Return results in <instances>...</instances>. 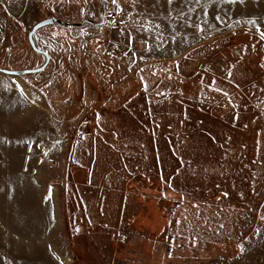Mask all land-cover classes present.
<instances>
[{"label":"rangeland","instance_id":"rangeland-1","mask_svg":"<svg viewBox=\"0 0 264 264\" xmlns=\"http://www.w3.org/2000/svg\"><path fill=\"white\" fill-rule=\"evenodd\" d=\"M51 16L0 72V264H264V0H0V67Z\"/></svg>","mask_w":264,"mask_h":264},{"label":"water","instance_id":"water-1","mask_svg":"<svg viewBox=\"0 0 264 264\" xmlns=\"http://www.w3.org/2000/svg\"><path fill=\"white\" fill-rule=\"evenodd\" d=\"M102 4H103V0H102ZM100 17H101V21H102L103 14L101 12H100ZM88 20H90V19H83L80 22H76V23L75 22H66L65 24L80 25V24H82ZM56 21H59V19L56 16H51V17L41 19V20L37 21L35 24H33V26L31 27V29L29 30V32L27 34L28 42H29L30 46L32 47V49L35 50L36 52L43 54V56H44V60L40 65H38L34 68H23V69H9V68L0 67V72L5 73V74H9V75H15V76H19V75L26 74V73H38V72H40L47 65L50 56L48 55V53L45 50H42L36 46L35 40H34L35 32L40 27L51 24V23L56 22Z\"/></svg>","mask_w":264,"mask_h":264},{"label":"built area","instance_id":"built-area-1","mask_svg":"<svg viewBox=\"0 0 264 264\" xmlns=\"http://www.w3.org/2000/svg\"><path fill=\"white\" fill-rule=\"evenodd\" d=\"M109 17L110 19H112L114 26L126 24V17L123 16L121 13H113V14H110ZM105 19H106V16L104 18V21Z\"/></svg>","mask_w":264,"mask_h":264},{"label":"snow or ice","instance_id":"snow-or-ice-1","mask_svg":"<svg viewBox=\"0 0 264 264\" xmlns=\"http://www.w3.org/2000/svg\"><path fill=\"white\" fill-rule=\"evenodd\" d=\"M114 2H115V0H114ZM241 247V250H243V246H240Z\"/></svg>","mask_w":264,"mask_h":264},{"label":"flooded vegetation","instance_id":"flooded-vegetation-1","mask_svg":"<svg viewBox=\"0 0 264 264\" xmlns=\"http://www.w3.org/2000/svg\"><path fill=\"white\" fill-rule=\"evenodd\" d=\"M104 18H105V17L103 16V17H102V21H104Z\"/></svg>","mask_w":264,"mask_h":264}]
</instances>
